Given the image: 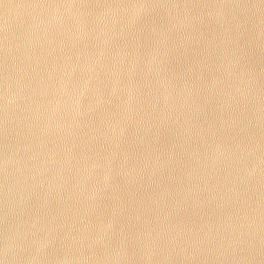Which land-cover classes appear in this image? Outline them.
<instances>
[{"label": "water", "instance_id": "water-1", "mask_svg": "<svg viewBox=\"0 0 264 264\" xmlns=\"http://www.w3.org/2000/svg\"><path fill=\"white\" fill-rule=\"evenodd\" d=\"M0 264H264V0H0Z\"/></svg>", "mask_w": 264, "mask_h": 264}]
</instances>
